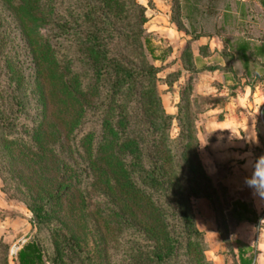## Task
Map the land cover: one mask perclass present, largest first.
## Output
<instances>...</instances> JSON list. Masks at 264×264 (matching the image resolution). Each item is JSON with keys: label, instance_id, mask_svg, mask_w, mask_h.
<instances>
[{"label": "trees", "instance_id": "obj_1", "mask_svg": "<svg viewBox=\"0 0 264 264\" xmlns=\"http://www.w3.org/2000/svg\"><path fill=\"white\" fill-rule=\"evenodd\" d=\"M170 1L180 28V12L195 6ZM147 21L138 0H0L1 190L24 204L34 228L14 264H212L192 206L202 197L234 264H253V248H237V257L229 232L260 215L251 201L229 200L204 166L185 77L196 73L189 46L183 69L165 81L180 90L174 114L145 55ZM38 28L42 42L31 36ZM221 53L228 61L237 55L248 77V64H261L254 79H264V42L229 38ZM256 131L262 151V122ZM88 233L96 260L79 245ZM0 264H10L3 240Z\"/></svg>", "mask_w": 264, "mask_h": 264}, {"label": "crops", "instance_id": "obj_2", "mask_svg": "<svg viewBox=\"0 0 264 264\" xmlns=\"http://www.w3.org/2000/svg\"><path fill=\"white\" fill-rule=\"evenodd\" d=\"M189 4L195 6V13L184 10L180 28L170 21V13L163 6V12L151 15L146 29L162 38L159 43L167 45L160 58H173L167 70L183 69L181 53L188 44L196 69L195 95L212 99L199 113L202 161L213 184L225 186L231 201H251L260 215L257 224L238 223L233 233L241 245L253 248V264H264V188L248 183L256 165L264 169V149L261 151L256 131L259 122L264 124V79L250 80L243 65L236 67L241 59L228 61L221 53L228 47L229 38L244 36V32L251 38L264 37V0H189ZM188 13L193 29L184 17ZM193 31L204 35L192 39ZM236 69H242L244 74L234 78L231 73ZM203 133L212 138L206 141ZM214 229L211 225L212 236ZM233 250L238 257L236 246ZM225 259L222 256L223 264Z\"/></svg>", "mask_w": 264, "mask_h": 264}, {"label": "rangeland", "instance_id": "obj_3", "mask_svg": "<svg viewBox=\"0 0 264 264\" xmlns=\"http://www.w3.org/2000/svg\"><path fill=\"white\" fill-rule=\"evenodd\" d=\"M138 1L144 6H146V14L148 16V20L150 17H152L151 15L156 14L159 11L163 12V6H166L168 9V12L170 13V6H171L170 0H138ZM158 4H160L159 5L160 9L157 7ZM144 27H145L146 33L149 35V42L145 44L146 58H148V60L151 63L155 64L159 68V72L157 74L158 78L164 79L163 82L162 81L160 82V86H159L160 91H161L162 103L168 112L175 114L177 113L176 105L179 100L180 90L178 86H174L171 91L169 89L170 87L168 86V84L165 83L166 80L168 79L172 80V77H173V76H170L168 78L167 74L175 71V68L173 70L165 69L167 64L172 63L173 58L170 59V61L169 59L168 61H166L167 59L160 60V58H162V56L166 53L165 50L167 47H164V46H167V45H162V43H159L158 40L161 41L162 38H158L157 36H155L157 35L156 33L154 34L149 33L146 29V24ZM243 34L246 37H251L250 35H248L249 33L247 32H244ZM31 36L33 40H35L36 42H42L45 38V33L43 29L38 28L34 32L33 31L31 32ZM255 39L257 42H260V41L264 42V37H255ZM17 40L20 41L19 37ZM167 52H169V50H167ZM235 58L236 60L239 59L237 55L235 56ZM239 61L240 63H238V65L236 64L237 68L239 67V64L243 65L242 60H238V62ZM257 65L259 66L261 64H257ZM257 65L248 64L250 73H251V76L249 77L250 80L254 79V74L258 68ZM262 70H264V67L262 68ZM231 74H233L234 78L241 77L242 74H244V71L242 69H236V70H233ZM237 74H241V75L238 76ZM258 74H261V72L259 71ZM189 76L192 77L193 90H192L191 96L194 101L193 102L194 108L197 111V114L195 115V123L197 125L198 138H199V126H201L200 119H199L200 118L199 113L202 112L205 107H207L208 103H210L212 99L207 98V97L202 98V97H199L198 95L196 96L194 92L195 76L194 74L185 73L186 79ZM182 82H184V79ZM177 133H178V124L176 121H174L172 125V129H171V134L175 136ZM203 134H204V138L206 141H209L212 138L206 133H203ZM199 145H200V139H199ZM199 152L201 155V145L199 146ZM1 187H2V181L0 178V240L7 242V244L9 245V263L13 264L15 262L14 260L15 251H17L22 246V244L27 239L30 238V236L32 235L34 231V228L31 226L32 214L24 206V204H22L18 200L8 198V196L4 194V192H2ZM200 200H203V201L200 202ZM192 206H193L194 219H195L196 226L199 230H201L204 233L205 240L207 243V250L205 251L206 258L210 260L212 264H214V262L215 264H223V261H222V256H223L226 258L225 259L226 264L227 263L234 264L233 256H232L233 252L231 251L229 246H227L226 242L222 240V235L220 231H218L216 228L213 230V233H214L213 236L210 233L211 225H214L216 227L215 214H214L212 205L210 204V201L207 198H203V197L195 198L192 200ZM233 223L230 226L231 232H229V235H230L229 239L231 240L233 247L236 246V248H239V247L246 248V246L241 245L240 242L236 239L233 233V229L236 225ZM79 245L82 249H84V251L90 257L94 258L95 260L98 258V251L95 245V241L93 237L91 236V234L88 233V235L85 236L84 239H81L79 242Z\"/></svg>", "mask_w": 264, "mask_h": 264}, {"label": "clouds", "instance_id": "obj_4", "mask_svg": "<svg viewBox=\"0 0 264 264\" xmlns=\"http://www.w3.org/2000/svg\"><path fill=\"white\" fill-rule=\"evenodd\" d=\"M264 157H261V159ZM248 183L258 189L264 188V169L256 165L253 176Z\"/></svg>", "mask_w": 264, "mask_h": 264}]
</instances>
